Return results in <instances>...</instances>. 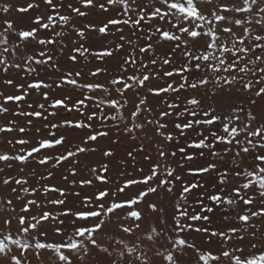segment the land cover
Instances as JSON below:
<instances>
[{
    "label": "snow or ice",
    "instance_id": "snow-or-ice-1",
    "mask_svg": "<svg viewBox=\"0 0 264 264\" xmlns=\"http://www.w3.org/2000/svg\"><path fill=\"white\" fill-rule=\"evenodd\" d=\"M0 14V264H264V0Z\"/></svg>",
    "mask_w": 264,
    "mask_h": 264
},
{
    "label": "rangeland",
    "instance_id": "rangeland-1",
    "mask_svg": "<svg viewBox=\"0 0 264 264\" xmlns=\"http://www.w3.org/2000/svg\"><path fill=\"white\" fill-rule=\"evenodd\" d=\"M3 15H4V14H0V19L3 18ZM14 15H15V14H14ZM25 19H26V18H25ZM112 63L114 64V61H113ZM96 66H103V65H100V64L96 63L95 61L93 62L92 65H89L90 68H91V67H96ZM100 79H101V80H104L105 77H100ZM154 83H155V82H154ZM5 91L7 92V91H11V90H10V89H5ZM74 95H75V93H74ZM31 99L37 100V102H41V101H39V100L37 99V97L35 96V94H33V96L31 97ZM150 102L153 104V106H155L156 103H157V101L155 100V98H150ZM9 106H10V107H13V108L15 107V105H9ZM261 106H264V99H261L260 101H258L257 108L254 109V111H258L259 108H260ZM65 115H66V114H64V113L62 112L60 117H49V120H50L51 122H56L57 120H59V119H61V118H64ZM68 118H71V116H68ZM5 119H6V117L0 116V121H4ZM20 123H21V125H23V123H24V120H23L22 118L20 119ZM44 123H45V121H43V120H40V119H34V120H33V128H32V132H31L29 138L35 139V128H36V127H41V128H42V126H43ZM61 131H63V130H61ZM45 135H46V133H45ZM72 135H73V136H82L83 133H73ZM11 136H13V137H18L19 134H17V133H13V134H11ZM8 138H10V137L7 136V135L0 134V141H6ZM99 143H100L101 146H107V145H109L110 141H109V140H101ZM136 143L138 144L139 141H137ZM151 148H152V146L149 145V146H148V149L151 150ZM0 150H9V151H11V148L6 144V142H0ZM127 150H128V149L126 148L125 143L122 142L121 145H119V146L116 148V154H117V155H116V159H119V158L123 157L124 153H125ZM143 155H144V153H141L140 156L137 157V159H138L141 163H144L145 169L147 170L148 165H147L145 162H143V160H142ZM80 159H81V161H82V165H81V167L83 168V165H84V164H91V163H94L95 161L99 160V159H100V153L97 152V153H95V154H90V155H87V156H81ZM178 160H179V156L177 157V161H178ZM66 166H67V165H65V167H66ZM62 172H63V169L58 170V172H57V174H56V178H55V180L53 181L54 183H60V175L62 174ZM81 174H82V175L85 174L83 170L81 171ZM189 179H190V178H189ZM83 191H85V192H90V191H92V189H84ZM131 191H136V189H132ZM149 199H156V197H150ZM141 207L143 208L144 206L141 205ZM145 215H146V217H147V212L145 213ZM68 219L70 220L71 218L69 217ZM256 222L259 223V221H256ZM147 226H148V221H147V219H146V220L142 223V230L145 229V228H147ZM262 231H264V229H262ZM137 234H139V233H137ZM121 235H123V234H121ZM49 238L52 239L53 237L50 236ZM196 239H200V238H199V237H196ZM245 244L247 245V241H245ZM189 255L191 256L192 253H189ZM33 264H36V261H35V260H33Z\"/></svg>",
    "mask_w": 264,
    "mask_h": 264
}]
</instances>
